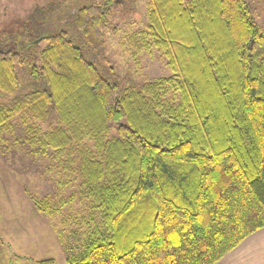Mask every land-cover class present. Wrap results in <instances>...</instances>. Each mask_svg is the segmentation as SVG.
I'll return each instance as SVG.
<instances>
[{"label": "trees", "instance_id": "trees-1", "mask_svg": "<svg viewBox=\"0 0 264 264\" xmlns=\"http://www.w3.org/2000/svg\"><path fill=\"white\" fill-rule=\"evenodd\" d=\"M124 6H70L59 26L103 50ZM147 13L171 75L141 87L63 28L42 37L23 86L24 54L0 50V140L16 116L46 124L41 135L28 126L38 153L52 150L61 186L76 188L59 204L30 196L36 210L82 206L54 225L66 264H217L264 228V22L250 0H149Z\"/></svg>", "mask_w": 264, "mask_h": 264}, {"label": "rangeland", "instance_id": "rangeland-1", "mask_svg": "<svg viewBox=\"0 0 264 264\" xmlns=\"http://www.w3.org/2000/svg\"><path fill=\"white\" fill-rule=\"evenodd\" d=\"M92 3L94 0H0V50L16 49L24 54L26 64L16 69L21 86L29 81L27 72L31 65H40L39 53L46 46L42 37L62 28L98 67L101 64L109 73L139 87L171 75L163 51L147 35L149 0H125L124 9L114 16L105 32L106 46L98 51L86 44L73 24L59 26L70 6ZM250 3L254 18L263 24L264 0ZM105 57L110 61L108 66ZM169 99L176 100L172 94ZM28 126L39 131V135L48 130L46 124H25L16 116L0 140V264H34L32 261L49 259L55 264H66L54 225H59L62 216L70 212L79 218L77 212L82 206L76 203L71 209L64 207L57 217L36 210L30 196L59 204L76 188L61 186L53 151L38 153L39 146ZM68 234L71 251L78 252L84 237L79 231Z\"/></svg>", "mask_w": 264, "mask_h": 264}, {"label": "crops", "instance_id": "crops-1", "mask_svg": "<svg viewBox=\"0 0 264 264\" xmlns=\"http://www.w3.org/2000/svg\"><path fill=\"white\" fill-rule=\"evenodd\" d=\"M217 264H264V228L248 237Z\"/></svg>", "mask_w": 264, "mask_h": 264}]
</instances>
